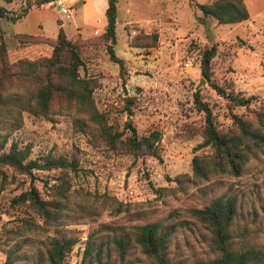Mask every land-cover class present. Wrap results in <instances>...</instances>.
I'll use <instances>...</instances> for the list:
<instances>
[{"label":"rangeland","instance_id":"rangeland-1","mask_svg":"<svg viewBox=\"0 0 264 264\" xmlns=\"http://www.w3.org/2000/svg\"><path fill=\"white\" fill-rule=\"evenodd\" d=\"M209 1L116 0L113 49L121 59L119 65L96 39L103 30L107 0H52L32 5L17 18L10 16L20 12L24 0H0L7 10V16L0 18V30L10 61L48 55L51 48L47 42L18 45L14 33L54 37L62 23L67 37L90 39L80 46L79 72L97 81L91 90L96 110L118 129H125L128 121L138 135L159 131L156 155L133 154L107 148L83 112L71 109L33 116L17 106L11 112L0 110V142L7 135L3 148L10 138H17L20 144L31 143V157L49 151L77 158L76 169L64 172L68 187L61 208L46 221L12 198L30 184L42 198H49V185L56 182L53 176L58 170L34 169L30 177L0 167V264L10 249H15L12 264H45L48 241L61 232L77 236L65 264H151L133 242L134 225L151 220L170 230L167 255L175 264H215L208 261L212 253L207 229L189 209L221 193L236 198L235 238L264 247V12L250 21L217 23L207 16L201 23L193 2ZM83 3L91 16L79 25L80 34L74 22H81ZM138 30L155 32V42L129 45L128 36ZM205 45L215 49L210 80L225 91L252 96L248 106L233 105L201 76L199 50ZM196 89L219 130L239 134L241 118L260 134L257 142L248 139L238 174L193 173L192 156L211 152L208 145H200L203 112L193 102ZM126 96L132 97L130 114L124 108ZM118 236L130 244L122 263L113 248L112 240ZM87 242L89 253L83 259Z\"/></svg>","mask_w":264,"mask_h":264},{"label":"trees","instance_id":"trees-1","mask_svg":"<svg viewBox=\"0 0 264 264\" xmlns=\"http://www.w3.org/2000/svg\"><path fill=\"white\" fill-rule=\"evenodd\" d=\"M9 1V0H7ZM52 0H24L19 13L10 18L23 15L32 5H40ZM264 3V0H263ZM199 9L197 19L205 23L207 16L217 23H234L248 18V12L243 0H211L209 2H193ZM115 11L116 0H107L104 8L105 23L96 39L104 44L108 56L119 65L121 59L114 54L115 42ZM7 16V10L0 5V18ZM18 45L36 42H47L50 45L48 55L35 58L19 57L10 61L7 57V44L0 30V110L11 112L13 106L23 108L33 116H46L49 113L74 110L83 112L95 124L96 134L109 149L133 154H157L159 131L150 130L147 134L138 135L134 126L124 121V128L118 129L107 122L105 116L99 113L91 98V90L96 79L81 75L80 67L83 58L80 53L81 44L89 38L67 37L59 25L54 37L43 36L41 33L19 32L13 34ZM156 33H145L138 30L128 36V44L147 46L155 42ZM215 54L211 45H205L199 50V71L205 80H210V63ZM212 87L233 105L248 106L252 96H242L238 92L225 91L216 82L210 80ZM194 90L193 102L203 112V124L199 129L202 140L200 145H208L211 152L206 155L192 156V170L195 175L206 177L208 172L225 171L238 174L249 148L248 139L257 142L259 132L248 128V124L238 119L239 134L221 131L213 119L210 107L198 97ZM131 96L125 97L124 108L130 114L128 104ZM236 117V116H234ZM261 117L258 115V119ZM7 139L4 136L0 142V167H11L17 172L33 177V170H58L53 176L55 183L49 185V198H42L33 184L12 198L14 202L25 203L45 221L54 219L61 208V198L68 187L65 171H74L77 166L76 156L54 155L49 151L29 156L30 142L19 143L17 138H10L6 148L3 145ZM4 175V173H2ZM47 183L46 179H43ZM207 229V247L212 253L208 259L215 264H264V247L254 246L233 235V222L236 215V198L234 195L218 194L212 196L201 206L189 209ZM170 230L161 228L157 220L146 221L134 225L133 242L151 264H175L167 255V239ZM77 241V236L66 233L52 235L45 249V264H65V257ZM113 248L118 262L124 261L129 241L122 237L113 238ZM89 242L85 243L82 257L89 253ZM15 250V249H13ZM13 250L7 253L4 264L14 261ZM100 250L97 248L96 253ZM96 257V256H95ZM99 260V257H97Z\"/></svg>","mask_w":264,"mask_h":264},{"label":"crops","instance_id":"crops-1","mask_svg":"<svg viewBox=\"0 0 264 264\" xmlns=\"http://www.w3.org/2000/svg\"><path fill=\"white\" fill-rule=\"evenodd\" d=\"M243 2L245 4V7H246L247 12H248V18L246 21H250L256 14H258V13L262 14L264 12L263 0H243ZM90 16L91 15H89L87 13V8L84 6V3H83V6L81 7V10H80V15H79L81 22H74L75 32H79L80 34H82L81 28H79V25L84 23L85 21H87V19L90 18ZM104 23H105V21L102 24H100V27L103 26ZM60 25L62 26V23H60ZM96 26H94V27H96Z\"/></svg>","mask_w":264,"mask_h":264},{"label":"built area","instance_id":"built-area-1","mask_svg":"<svg viewBox=\"0 0 264 264\" xmlns=\"http://www.w3.org/2000/svg\"><path fill=\"white\" fill-rule=\"evenodd\" d=\"M58 8H60V11L61 12H64V13H66V8L65 7H62L61 5H59V7Z\"/></svg>","mask_w":264,"mask_h":264},{"label":"water","instance_id":"water-1","mask_svg":"<svg viewBox=\"0 0 264 264\" xmlns=\"http://www.w3.org/2000/svg\"><path fill=\"white\" fill-rule=\"evenodd\" d=\"M58 7H59V5H58V4H56V8H58ZM201 80H202V78H201ZM201 80H200V81H201Z\"/></svg>","mask_w":264,"mask_h":264}]
</instances>
